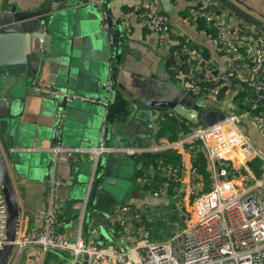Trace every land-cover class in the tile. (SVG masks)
Returning a JSON list of instances; mask_svg holds the SVG:
<instances>
[{
    "label": "built area",
    "instance_id": "2783aa9c",
    "mask_svg": "<svg viewBox=\"0 0 264 264\" xmlns=\"http://www.w3.org/2000/svg\"><path fill=\"white\" fill-rule=\"evenodd\" d=\"M215 3L216 0H197L188 8L189 14L192 18L213 23L218 17ZM137 15L161 41L179 36L159 0H137L124 11L123 26L127 31L131 27V18ZM216 30L218 51L230 56L229 69L237 73L240 83L253 88L250 100L254 105L264 102V36L258 33L251 43L243 45L242 28L232 29L229 22L221 21L216 24ZM177 43L173 53L182 56L185 63L193 64L201 77L192 80V93L218 96L225 84H230L227 72L217 71L188 40L178 38ZM74 97L69 92L62 95L63 104L54 123V140L49 150L55 163L61 154L73 160L80 154L92 157L93 170L86 198L75 215L74 224L65 214L61 215L60 206L65 197L56 190L58 180L53 165L47 179L41 225L22 236L16 235L13 241L16 252L8 264H18L23 249L33 246H39L41 250L43 261L39 264H45L49 254L58 250L72 255L69 262L61 264H264V172L262 176H256L249 165L250 161L259 158L264 170V153L250 141L237 114L231 113L212 124L193 127L176 141L158 139L155 145H107L104 123L97 146H73L63 142L62 129L65 105ZM161 118L163 116H158V123ZM197 143L201 145L210 170L209 188L207 191L200 189L193 196L191 208L179 213L166 238L150 237L149 210L165 206L175 197L189 201L187 188L202 180H198L201 175L191 162L182 161L175 166L151 165L149 169L142 162L137 163V169L144 171L138 177L139 192L114 206L108 221L101 219L109 227L111 239L104 245L96 242L97 216L89 212V199L104 153L122 152L137 158L171 148L185 149L187 145L195 149ZM7 220L8 205L0 185V252L7 243Z\"/></svg>",
    "mask_w": 264,
    "mask_h": 264
},
{
    "label": "crops",
    "instance_id": "0c3cea01",
    "mask_svg": "<svg viewBox=\"0 0 264 264\" xmlns=\"http://www.w3.org/2000/svg\"><path fill=\"white\" fill-rule=\"evenodd\" d=\"M47 1L0 0V12L12 9L14 6L16 12L20 14L34 12L43 9ZM72 1L77 5L62 7L52 13L56 23H53V26L61 28V36L64 41L60 49L53 50L49 56L44 57L39 71L42 84L58 85L62 88L59 97L53 99L27 93L19 111L17 126L12 127L6 134L5 127L0 128V148L20 212L17 235L21 236L26 231L41 225V212L46 207L47 179L54 166L55 177L58 180L56 190L65 197L60 206V213L61 215L65 214L73 224L76 221L75 215L78 214L80 205L86 198L89 189L93 170V160L89 155L80 154L78 159L73 160L61 154L55 163L49 150L54 140V123L59 107L63 104V93L69 92L75 95L65 105L63 142L73 146L91 147L99 144L104 117L107 121L106 107L97 104V100L107 101L116 95L108 93L109 89L105 85L111 74L109 70L113 48L107 32L102 31L105 27L102 21L104 13L103 9L97 6V2L100 0ZM105 1L109 3L111 15L123 23L124 11L135 4L137 0ZM54 2L63 1L54 0ZM171 3L174 12L170 18L178 37L161 41L158 34L147 26L143 18L138 15L131 18L130 30H126L131 52L128 54L125 79L123 76L121 82L130 90L132 86L129 81L133 74L134 79L143 78L145 84L155 78L157 89L147 91L141 86L135 92L177 105L161 109L141 107L138 115L134 111L137 109H131L125 116L126 119L131 120L130 129L134 126L135 129L144 130L149 135H156L159 129L157 128L159 125L158 116H164V113L172 115L178 120H185L190 129L197 125L217 122L226 115L235 113L250 141L264 153V102L258 105L251 102L253 88L245 83H240L237 73L229 69L228 59L230 56L218 51L219 39L216 36V24L221 21L229 22L232 29L242 28L241 42L243 45L251 43L258 33L264 36V0H216L215 9L218 17L213 23L205 21L203 23L201 22L203 20L200 21V19L190 16L188 8L197 3V0H171ZM56 20L58 21L56 22ZM178 38L188 40L197 53L212 62L217 71L227 72L231 78L230 84H225L218 96L194 95L192 93L190 90L192 80H199L201 77L193 64L185 63L182 56H176L173 53V50L178 46ZM135 48L139 50L138 54L134 52ZM139 58L141 59L139 60ZM144 58L153 60V62L163 58V66L154 67L155 71L160 68L162 78L157 77L156 72L148 74L146 65L140 66L143 65L140 61ZM132 71L134 73H131ZM187 94H189L188 103H191L192 100L190 96L201 100V114L193 107L194 104H187V100L184 101ZM146 117H153L150 120V125L149 121L145 119ZM152 121H154L153 124ZM107 122H105L106 127ZM177 133L178 138L184 134L181 130ZM158 139L170 140L168 136ZM197 144L195 149H191L187 145L185 149L175 150L182 154L183 162L193 163L194 154L198 149H202L201 145ZM137 163L138 161L136 169ZM249 165L254 175L259 177L263 175L261 159L255 158L249 162ZM201 179H203L202 176L200 179L198 178V180ZM139 185L138 183L134 189L129 190L118 181L114 187L107 185L106 187L112 193L123 194L126 192L124 198L126 199L139 192ZM91 211L95 215L93 209L89 207V212L91 213ZM15 252L16 248L13 246L6 258V264L15 255ZM47 259L48 257L45 259V264H47ZM42 261L39 246H33L23 249L18 264H39Z\"/></svg>",
    "mask_w": 264,
    "mask_h": 264
},
{
    "label": "water",
    "instance_id": "95a60500",
    "mask_svg": "<svg viewBox=\"0 0 264 264\" xmlns=\"http://www.w3.org/2000/svg\"><path fill=\"white\" fill-rule=\"evenodd\" d=\"M59 1L63 2L56 3L54 0H48L43 9L25 14L16 12L15 6L12 9L0 12V128L5 127V134L10 132L12 127L17 126L19 111L27 93L53 99L59 97V92L62 88L58 85L42 84L39 73L44 57L49 56L53 50L60 49L64 41L61 36V28L53 26L55 17L52 16V13L62 7L77 5L72 0ZM160 3L169 15L174 12L171 0H160ZM97 6L103 9L104 16L102 21L103 25H106H104L105 27L102 31L107 32L113 48L109 70L111 74L105 85L109 89L108 93L111 92L116 95L107 101L103 99L97 100V104L106 107L107 110L108 122L106 117L104 121V123H108L106 127L107 145L119 147L126 145H155L158 143V137L154 134L149 135L144 130L135 129L134 126L130 129L132 123L131 120L125 118L126 114L131 109H137L134 111L138 115L141 107L161 109L167 106L176 107L177 104L167 103L135 92L141 86L147 91L157 89L155 78L150 79L145 84L143 78L134 79L133 74L130 76L131 80L129 81L132 88L129 90L124 86L121 81L123 76L125 79V68L129 60L128 54L131 52L128 33L124 29L123 23L111 15L107 1L100 0V2H97ZM134 52L137 53L139 50L135 48ZM163 62V58L155 62L144 58L140 61L143 64L140 66L146 65L148 74L156 72V76L162 78L163 75L160 74V68L155 71L154 67H162ZM131 73H134V71ZM188 97L189 94H187L184 101L187 100V104H194L193 107L201 114V100L190 96L192 100L191 103H188ZM116 102H119L121 110L112 115L111 109ZM109 116L111 117L108 119ZM145 119L149 121L150 125V120L153 117H146ZM171 150H175V148H171ZM1 152L0 148V185L8 205V220L6 230L7 243L0 252V264H6V258L13 247V241L19 228L20 212L10 184L4 156ZM90 158L92 159V157ZM136 161V158H130L122 152L104 153L102 155L89 199V207L93 209L98 218L108 221L114 208L105 210L106 207L103 206L105 202L104 195L112 193L106 185H116L120 179L119 173L126 170L129 165L132 166L131 173H133Z\"/></svg>",
    "mask_w": 264,
    "mask_h": 264
},
{
    "label": "rangeland",
    "instance_id": "374dc122",
    "mask_svg": "<svg viewBox=\"0 0 264 264\" xmlns=\"http://www.w3.org/2000/svg\"><path fill=\"white\" fill-rule=\"evenodd\" d=\"M154 121H152V124ZM134 158V157H130ZM137 162V161H136ZM140 161L138 160V164ZM132 166L129 165L126 170L119 173V182L120 184H124V186L128 187L129 190L132 188H135V185H138L140 182L138 177H135V170L134 168L133 173H131ZM112 186L114 185H109ZM209 188V182L203 178L201 182H196V184L192 188H187L186 194L189 196V201H187L185 198H174L172 199V202L159 207V208H152L149 210V224L151 225V232L150 237L152 239H164L171 233V228L173 224L175 223V220L178 219L179 213L186 212V209L189 210L191 208V200L193 199V196L200 190V189H207ZM128 190V192H129ZM193 191V192H192ZM125 193L118 194L116 192L105 194L104 199L105 202L103 203V206L106 207L105 210L110 209L114 206L119 205L123 200H125ZM187 198V197H186ZM178 203H176L177 200ZM96 230H97V237L96 242L104 245L111 239V232L108 226H106L100 218H96ZM72 259V255L69 252L58 250L55 253L51 252L49 254L47 259V264H61V262L66 263L69 262ZM11 259H9L10 261Z\"/></svg>",
    "mask_w": 264,
    "mask_h": 264
},
{
    "label": "trees",
    "instance_id": "16d2710c",
    "mask_svg": "<svg viewBox=\"0 0 264 264\" xmlns=\"http://www.w3.org/2000/svg\"><path fill=\"white\" fill-rule=\"evenodd\" d=\"M201 22L204 23V21ZM120 110V104L119 102H116L113 108L111 109V113H116ZM163 115V118L159 119L160 127L156 133V136H158V138L168 136L171 141H174L178 138L177 131L181 130L182 132H184V134H187L191 131V129L185 123V120H178L174 116L165 113ZM136 159L137 161L139 160L140 162H142L146 169H149L151 165L157 167L158 165L169 166L172 164L175 166L181 164L182 154L178 150L168 149L152 153H145L138 156ZM193 164L197 166L200 175L205 178L208 182H210V170L208 169L206 157L202 149H198L196 154H194ZM143 174L144 171L142 169H136V177H139ZM206 188H208V186ZM90 214H92V211Z\"/></svg>",
    "mask_w": 264,
    "mask_h": 264
},
{
    "label": "bare ground",
    "instance_id": "6f19581e",
    "mask_svg": "<svg viewBox=\"0 0 264 264\" xmlns=\"http://www.w3.org/2000/svg\"><path fill=\"white\" fill-rule=\"evenodd\" d=\"M163 8V7H162ZM125 29V28H124ZM126 30V29H125ZM198 126V125H197ZM177 140V139H176ZM176 140H174V141H176ZM171 141V140H170ZM175 149H177V148H175ZM171 150V149H170ZM209 169V168H208ZM204 191H207V189H204Z\"/></svg>",
    "mask_w": 264,
    "mask_h": 264
}]
</instances>
